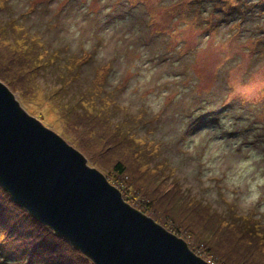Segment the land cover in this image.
Returning <instances> with one entry per match:
<instances>
[{"label": "rangeland", "instance_id": "374dc122", "mask_svg": "<svg viewBox=\"0 0 264 264\" xmlns=\"http://www.w3.org/2000/svg\"><path fill=\"white\" fill-rule=\"evenodd\" d=\"M217 1L0 0V56L31 57L26 40L36 35L38 57L54 59L37 79H23L28 90L0 80L195 254L213 264H264V0ZM65 55L69 69L58 68ZM99 103L146 165L135 164L134 149L112 147L87 118L75 128L70 110ZM85 138L96 142L87 152L78 147ZM117 161L128 169V189L112 174ZM173 182L185 199L175 190L166 203ZM193 201L222 217L193 210ZM242 226L261 246L246 244ZM0 264L20 262L0 253Z\"/></svg>", "mask_w": 264, "mask_h": 264}, {"label": "water", "instance_id": "95a60500", "mask_svg": "<svg viewBox=\"0 0 264 264\" xmlns=\"http://www.w3.org/2000/svg\"><path fill=\"white\" fill-rule=\"evenodd\" d=\"M0 187L93 264H210L139 209L0 80Z\"/></svg>", "mask_w": 264, "mask_h": 264}, {"label": "trees", "instance_id": "16d2710c", "mask_svg": "<svg viewBox=\"0 0 264 264\" xmlns=\"http://www.w3.org/2000/svg\"><path fill=\"white\" fill-rule=\"evenodd\" d=\"M215 1L216 0H214V2ZM224 1L225 2L222 4V6L227 5L228 0H224ZM218 2H221V0H218L217 3ZM229 6H230L229 11H231L230 13L235 14L234 11L237 10L236 6L238 7L239 5L232 3ZM37 38L38 37L34 35V36H30L29 41L26 40L27 46L30 48V50H32V52H34L30 55L31 57L27 56L28 54L26 52L25 54L24 53L13 54L10 55V57L0 56V79L5 81L6 84L10 86L11 89H15L16 87H18L20 90L24 91L22 87L23 85L24 87L26 86L25 88L26 90H28L30 84L32 83L25 85L23 84V79L27 76H30L32 78V81L34 78L37 79L39 76H41L42 69L44 67H48V65L54 61L53 58L46 60L44 58L38 57L37 52L39 54L41 52L38 51V49L41 50V46H40L41 42H39L40 44L35 42ZM66 57L67 55L61 57V59L63 60V64L62 63L59 64L58 68L66 67L67 69H69V64L67 63ZM77 72L80 73V71ZM62 76L63 78H65L64 74H60V77ZM58 94L59 93H57V95ZM84 102L86 101L80 103H84ZM61 105L66 107V104L64 102L61 103ZM101 107L102 106L99 103V105L97 104V106L92 110V109H88L89 107L86 104H83L79 107V113L78 111H72L74 109L73 107V109L70 110L71 111L70 114L73 113L76 119L73 125H79V124L81 125V126L80 125L76 126L75 128L81 129L82 126H86L85 122H87L88 119L89 125L91 126L97 125L98 127L100 126L102 128L103 130V134H101L102 136H105L107 133L110 134L108 140L110 143L113 144L112 147L119 148L126 145L129 148L134 149L132 153L133 154L135 153V157H136L135 164L139 163L138 161H140L142 164L146 165V163L143 162L145 160V158L143 157L144 154L141 153V150L138 148L137 144L132 140L127 139L125 135L120 133L118 124L111 125L109 120L105 119L106 116L100 113L99 108ZM98 123H102L101 124L102 126L99 125ZM112 126H115V128L112 129ZM126 136L128 137L127 134ZM99 138H101V136H99ZM88 144H96V142L94 141L90 142L86 138L83 140L79 139L78 141V147L85 152H87V149L90 148V147H86ZM102 145H104L105 147L110 146L107 143ZM137 166L139 167L140 163ZM155 170L156 172H158V174L161 171L160 168ZM127 171L128 169H126V167H124L120 161L115 162L114 167L112 168V174H114L116 179H119L120 177L123 178L121 183L123 185V188L126 189L131 187V180L126 175L128 173ZM164 180H167L165 176H164ZM164 180L162 179L163 182H167ZM175 190H177V192L181 195V198L183 200L185 199V197L182 196V194H184L183 191L181 192L180 187L177 185V183L173 182L167 185L166 191L165 192L163 191L162 193L163 196L165 195L169 196L166 200V203L171 202L172 198L177 199V194ZM171 194L172 197L170 196ZM125 199L127 200V198ZM205 206L207 205H204L202 202L193 201V204L190 205V208L198 212L207 211L210 217L212 216L220 217V218L222 217L220 214L210 213ZM141 208L142 207L139 208V210L141 211L148 210L147 207H145L144 209ZM143 212L146 213V211ZM150 214L153 215L151 212ZM203 215L204 214H201L200 216L202 217ZM155 220L156 222L161 223L157 218H155ZM242 228L243 229L241 231V234H239V236L242 239L245 236L249 238L246 242L248 246L252 245L251 244L252 241L253 243L256 244V246L258 247L261 246L259 242L256 240V236H258L259 234L253 235L251 229H247V231H244L243 226ZM166 229H168L174 234L176 233V231L171 230L170 228H166ZM0 235H1L0 249L2 250V252L0 251V253L5 255L6 257H9L10 259H14L17 262H20V264H93L89 259L84 257L77 249L73 248L66 240L56 236L49 227L39 223L31 215H29V213L25 209L19 207L1 187H0Z\"/></svg>", "mask_w": 264, "mask_h": 264}, {"label": "built area", "instance_id": "2783aa9c", "mask_svg": "<svg viewBox=\"0 0 264 264\" xmlns=\"http://www.w3.org/2000/svg\"><path fill=\"white\" fill-rule=\"evenodd\" d=\"M210 264H213L212 262L208 261Z\"/></svg>", "mask_w": 264, "mask_h": 264}]
</instances>
